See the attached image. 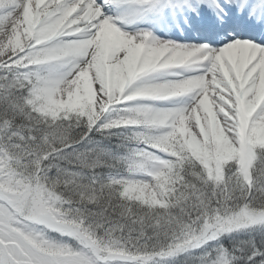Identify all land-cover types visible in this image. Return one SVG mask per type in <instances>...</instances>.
Masks as SVG:
<instances>
[{"label":"snow or ice","instance_id":"1","mask_svg":"<svg viewBox=\"0 0 264 264\" xmlns=\"http://www.w3.org/2000/svg\"><path fill=\"white\" fill-rule=\"evenodd\" d=\"M0 264H264V0H0Z\"/></svg>","mask_w":264,"mask_h":264}]
</instances>
